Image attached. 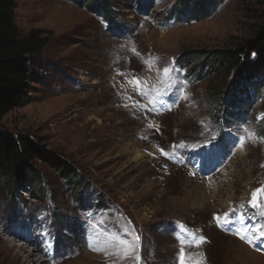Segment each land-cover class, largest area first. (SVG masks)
Returning a JSON list of instances; mask_svg holds the SVG:
<instances>
[{"label":"rangeland","instance_id":"1","mask_svg":"<svg viewBox=\"0 0 264 264\" xmlns=\"http://www.w3.org/2000/svg\"><path fill=\"white\" fill-rule=\"evenodd\" d=\"M15 1L21 37L51 36L42 83L0 128L67 162L82 187L38 161L40 186L0 185V264H23L28 239L46 246L45 264H181L182 247L187 264H264L254 231L264 208L248 206L264 187V80L236 112L234 75L207 67L210 53L254 39L264 0H221L199 21L175 16L179 0H106L108 13L82 0Z\"/></svg>","mask_w":264,"mask_h":264},{"label":"trees","instance_id":"2","mask_svg":"<svg viewBox=\"0 0 264 264\" xmlns=\"http://www.w3.org/2000/svg\"><path fill=\"white\" fill-rule=\"evenodd\" d=\"M73 1L78 3L79 0ZM82 1L95 12L108 13L110 9L106 0ZM220 1L179 0L172 11L180 20L199 21L205 18V11L213 10ZM16 7L15 0H0V123L11 111L29 103L35 86L42 83L40 56L51 36L46 30L33 29L27 36L21 37L14 20ZM207 67L224 75L225 80L234 75L227 107L236 112L247 109L251 105L250 91L254 90L256 95L264 80V22L246 46L210 53ZM224 97L225 93L221 92L215 101ZM221 113L223 116L232 115L226 107ZM37 161L57 170L70 190L78 193L82 187L81 180L67 162L39 142L25 136L15 137L0 128V185L5 183L12 193L22 190L25 185L30 188L40 186L42 175L35 164Z\"/></svg>","mask_w":264,"mask_h":264},{"label":"snow or ice","instance_id":"3","mask_svg":"<svg viewBox=\"0 0 264 264\" xmlns=\"http://www.w3.org/2000/svg\"><path fill=\"white\" fill-rule=\"evenodd\" d=\"M163 72L165 74V77L167 80H171V70L167 67H165L163 69ZM132 83H134V85L136 86L137 89H140V94L143 95L145 94V91L147 90V85L143 84L139 78H133V80L131 81ZM171 86V85H169ZM156 91L160 94L163 95V93H160L159 89H156ZM161 152L163 153V149H161ZM249 207L251 208H264V187H259L256 188L252 194H251V200L249 201L248 204ZM235 211V208L232 209V212ZM264 214V213H262ZM218 223L221 222V217L220 216H214L213 217ZM231 222V213L226 212L224 214L223 217V222L221 223V226H223V224L226 223H230ZM239 231H237V235H239ZM254 231L258 234L257 235V239L260 240H264V224H259L257 226H255ZM241 240H246V242H248L249 244L253 243V240L248 239V237L246 235L244 236H240L239 237ZM204 242V238L200 237L199 243H203ZM181 243L183 244L184 242L181 241ZM199 243L196 245L197 247H199ZM94 250H98V249H94ZM180 255H181V264H187L186 261V253L184 248L182 247L180 249ZM195 264H200V261H195Z\"/></svg>","mask_w":264,"mask_h":264},{"label":"bare ground","instance_id":"4","mask_svg":"<svg viewBox=\"0 0 264 264\" xmlns=\"http://www.w3.org/2000/svg\"><path fill=\"white\" fill-rule=\"evenodd\" d=\"M14 234L17 235L18 233ZM25 240H27V238ZM40 241L43 242L42 239ZM47 254L48 250L46 246L40 249L38 244L34 241L30 242V239H28L23 246H20L17 252V256L24 259L23 264H45V262H48L47 259H45Z\"/></svg>","mask_w":264,"mask_h":264}]
</instances>
